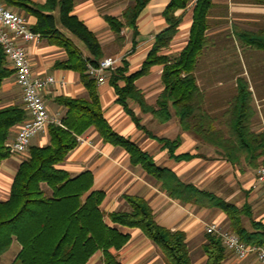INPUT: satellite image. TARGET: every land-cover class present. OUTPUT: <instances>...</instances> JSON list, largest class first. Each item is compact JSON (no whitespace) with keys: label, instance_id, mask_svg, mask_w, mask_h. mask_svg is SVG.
<instances>
[{"label":"trees","instance_id":"16d2710c","mask_svg":"<svg viewBox=\"0 0 264 264\" xmlns=\"http://www.w3.org/2000/svg\"><path fill=\"white\" fill-rule=\"evenodd\" d=\"M149 1L129 0L121 16L103 14L117 47L124 45L125 30L129 29L132 49L135 48L139 34L137 21ZM255 1L264 4V0ZM3 2L37 18L31 29L65 49L68 58L58 62L57 66L78 71L89 95L86 98L57 97V102L65 108L61 122L49 124L48 144L30 145L28 155L16 171L8 198L0 200V256L17 241L21 248L11 264H88L98 251L102 252L103 264H123L115 251L127 243L130 235L117 227L121 225L140 228L162 250L167 264H193L185 232L158 224L153 209L143 197L124 195L129 209L109 212L110 224L101 209L106 193L92 188V172L86 170L72 176L57 167L79 144V137L91 127L104 142L125 149L131 164L142 167L161 182L170 197L183 203L221 209L230 221V231L248 245L264 246V223L252 220L251 229L243 225L242 217L251 216L247 208H238L213 192L181 180L173 170L157 165L149 153L112 128L100 105L98 83L87 69V63L98 65L106 57L105 48L97 35L72 13L75 0ZM191 2H194L192 24L186 45L177 55L163 54L162 50L170 45L182 22L176 11L186 8ZM212 4L213 0H170L163 11L167 27L155 36L141 67L128 73V62L122 59L121 65L110 71L108 80L115 90L116 102L149 136L156 137L140 123L129 106L130 100L160 123H166L175 116L182 130L191 133L201 143L213 146L232 164H241L245 160L256 169L264 163V130L252 129L256 111L249 82L246 78L238 79L237 93L223 112L219 125L218 118L205 108L206 96L194 73L199 54L209 44L207 17ZM62 28L83 43L87 55L63 33ZM237 37L242 44L264 50V30H239ZM157 64L163 65V90L155 105H151L136 80L149 74L151 67ZM12 74L14 70L9 67V60L0 47V93L3 80ZM28 116L27 109L20 104L0 105V166L11 156L6 142L11 139L12 128L23 123ZM156 138L176 160H188L196 155L175 154L180 138ZM42 184H46L50 191ZM202 247L207 256L205 264H223L228 256V249L215 234L207 233Z\"/></svg>","mask_w":264,"mask_h":264},{"label":"crops","instance_id":"0c3cea01","mask_svg":"<svg viewBox=\"0 0 264 264\" xmlns=\"http://www.w3.org/2000/svg\"><path fill=\"white\" fill-rule=\"evenodd\" d=\"M169 2L170 0H150L143 9L137 21L139 34L134 49L131 32L129 29L125 30L126 41L116 53L120 58L117 66L125 59L128 62V73L141 67L152 48L155 36L167 27L163 11ZM127 5L121 0H75L72 13L97 35L105 48L108 44L105 40L113 41L114 34L103 14L121 16ZM193 5L194 2H191L186 8L176 11V15L182 17V22L170 45L162 50L163 54L177 55L186 45L192 24ZM11 9L22 14L30 27L36 23L37 18L34 15L27 14L24 10L18 11L12 7ZM207 22L206 35L209 44L199 54L194 72L197 83L206 96V110L218 118L219 124L223 112L237 93L238 79L246 78L253 93L256 111L251 124L252 129L264 130V50L242 44L237 37L239 30H264V4L255 0H213ZM62 31L84 54H88L87 49L77 42L74 35L64 28ZM24 45L33 74L55 78L43 92V99L51 112L65 113V108L57 102L59 96L88 97L89 93L81 81L80 73L74 69L57 66L58 62L68 58L63 47L46 37L39 42H26ZM244 52V58L246 56L248 60L246 64L241 57ZM237 59H240V64L237 63ZM223 60H226V63L217 64ZM162 69L163 65H154L149 74L136 80L137 86L151 105H155L158 95L163 90ZM97 92L104 116L112 128L119 134L129 137L143 151L149 153L157 165L170 168L181 180L213 192L238 208H247L251 216L242 217L243 225L247 229H251L252 220L264 223V190L257 181L256 169L245 160L241 164H232L213 146L201 143L191 133L182 130L175 116L166 123H160L151 113L142 112L140 106L130 100L129 106L146 130L156 137L170 140L180 138L181 143L175 150L176 155L196 154L188 160H176L156 137L149 136L145 130L136 126L124 107L116 102L117 96L109 80L97 84ZM215 93L232 95L222 102L218 96H214ZM0 99L1 106L16 103L26 108L22 89L16 82L14 74L3 80ZM19 127L20 125H16L12 128L11 139L16 136ZM82 138L83 141L79 142L57 167L68 171L72 176L86 170L92 172L94 178L92 188L104 190L106 193L101 209L106 214L107 222L112 224L107 217L109 212L129 209L124 195L141 196L153 209L158 224L171 230L185 232L193 264H205L207 256L202 247L206 241L205 226L216 222L229 229L230 221L225 212L215 207L183 203L170 197L162 188L161 182L147 174L142 167L132 165L125 149L104 142L94 127L89 128ZM49 140L47 130L34 136L31 145H46ZM27 155L11 154L2 161L0 200L8 198L16 171ZM42 186L50 191L46 184ZM117 227L130 235L127 243L115 251L123 264H167L162 250L147 238L140 228L121 225ZM88 264H103L102 252H96ZM223 264L261 263L254 255L241 260L229 251Z\"/></svg>","mask_w":264,"mask_h":264},{"label":"built area","instance_id":"2783aa9c","mask_svg":"<svg viewBox=\"0 0 264 264\" xmlns=\"http://www.w3.org/2000/svg\"><path fill=\"white\" fill-rule=\"evenodd\" d=\"M42 35L31 29L24 16L0 0V47L9 60L10 68L14 70L16 82L22 89L23 100L28 111V118L20 124L16 136L6 142L11 154H28L31 140L34 136L48 130L51 123L61 122V112H51L43 99V92L50 83L55 81L53 76L39 77L32 71V65L24 43L39 42ZM119 57H104L93 65L87 63V69L97 83L108 80V75L116 66ZM82 142V136L79 137ZM256 178L264 190V163L256 169ZM206 233L215 234L222 239L223 244L238 259H246L254 255L256 260L264 264V246H253L243 242L237 234L216 222L205 226Z\"/></svg>","mask_w":264,"mask_h":264},{"label":"rangeland","instance_id":"374dc122","mask_svg":"<svg viewBox=\"0 0 264 264\" xmlns=\"http://www.w3.org/2000/svg\"><path fill=\"white\" fill-rule=\"evenodd\" d=\"M123 3H125L126 5L129 4V0H121ZM192 7V6H191ZM15 10H18L15 8ZM20 11V10H18ZM77 42L80 43L81 45H83V43L76 38ZM105 42H107L108 44L105 45V49H106V57L110 56V57H117L116 53L119 50V47H117L113 41L108 42V39L105 40ZM230 50L231 47H230ZM244 54H241L242 59L244 60V64L248 63V60L245 56L244 58ZM239 58V57H238ZM224 64L226 63V60L223 61H218L217 64ZM237 63L240 64V59H237ZM228 95V96H227ZM232 94H228V93H215L214 96H218V99L220 101H224L227 100L229 98V96H231ZM257 169V168H256ZM256 171V170H255ZM20 250V244L17 241H14L11 245V247L9 248V250H7L3 255L0 256V264H11V262L13 261V259L15 258L16 254L18 253V251Z\"/></svg>","mask_w":264,"mask_h":264}]
</instances>
